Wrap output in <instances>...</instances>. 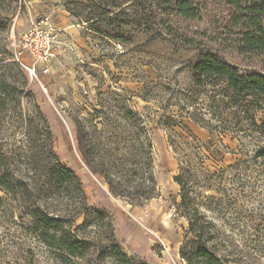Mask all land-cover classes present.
<instances>
[{
  "label": "rangeland",
  "instance_id": "1",
  "mask_svg": "<svg viewBox=\"0 0 264 264\" xmlns=\"http://www.w3.org/2000/svg\"><path fill=\"white\" fill-rule=\"evenodd\" d=\"M96 1L0 0V264H124L116 245L149 264H187L180 255L187 210L225 264H264L263 98L237 95L218 77L199 84L190 67L212 51L264 73L258 61L209 40L206 31H223L226 8L192 0L202 14L187 20L146 0L155 21L142 9L139 22L126 24V13L137 15L138 8L115 0L114 24H99L107 36L81 18ZM160 18L194 43L166 34ZM36 25L54 34L46 66L16 55V44ZM127 110L135 116L127 118ZM79 126L132 191L145 170V133L158 195L142 206L112 195L85 162ZM58 161L76 173L80 189L57 175ZM178 174L186 207L179 206ZM36 209L61 218V230L35 218ZM70 240L86 242L84 256L65 250Z\"/></svg>",
  "mask_w": 264,
  "mask_h": 264
},
{
  "label": "trees",
  "instance_id": "2",
  "mask_svg": "<svg viewBox=\"0 0 264 264\" xmlns=\"http://www.w3.org/2000/svg\"><path fill=\"white\" fill-rule=\"evenodd\" d=\"M103 1H105L104 4L102 3ZM212 1L226 8L227 19L223 25L222 32L206 31L209 40L220 44L234 56L242 60L258 61L264 68V0ZM145 2L146 0H132L133 5L138 8V14L130 16L126 13L127 19L124 21L126 24L139 22V15L142 9L149 22L155 21L156 17L154 15L148 16ZM154 2L158 8L165 6L164 10L183 19L196 20L201 18L202 11L192 0H154ZM117 7L115 0H98L95 5H86L85 9L88 13L84 17L80 16L84 22L90 25L91 29L110 36V33L103 30L99 24L102 21L114 24ZM158 22L162 25L166 34L179 38L186 44L194 43V39L180 32L164 18H160ZM190 67L194 79L199 84L205 78H222L237 95L254 94L262 97L264 101L263 72L243 69L240 65L227 62L219 54L212 51L201 52L198 58L190 64ZM134 116L135 113L132 110H127V118ZM78 130L79 147L86 164L94 174L104 178L110 187L112 195L123 197L131 204L140 206L158 195L157 180L152 171V144L145 133L139 139L140 156L143 159L145 170L140 181L135 186V191H132L131 187L124 186L122 181L111 172L107 161L103 157L95 154V147L91 140L86 138V133L83 128L79 126ZM259 152L261 156H264V148ZM57 164V175L65 181L74 182L80 189L81 186L76 173L68 169L60 161ZM174 180L183 188L182 202L179 206L186 207L189 204V195L183 177L181 174H178L175 175ZM195 212V217H197L199 212L198 210ZM185 214L189 217L190 226L180 247L181 258L187 264H225L224 260L209 247L207 239L205 238V227L203 224H199L198 219H195L190 211H185ZM33 216L50 228L56 230H61L60 228H62L61 218L52 217L40 209L34 210ZM64 248L70 255L74 256H84V252L88 250L86 242L82 240L64 241ZM114 249L124 264H149L143 259L131 257L124 253L119 245H116Z\"/></svg>",
  "mask_w": 264,
  "mask_h": 264
},
{
  "label": "built area",
  "instance_id": "3",
  "mask_svg": "<svg viewBox=\"0 0 264 264\" xmlns=\"http://www.w3.org/2000/svg\"><path fill=\"white\" fill-rule=\"evenodd\" d=\"M49 23V18H46V22ZM54 34L52 28L43 29L36 25L30 30L26 31L20 43L16 44V55L18 58L23 59L24 56H28L32 59L34 65L46 66L50 61L53 51L52 42ZM31 74L36 73V67H30L23 63ZM44 71L47 72L48 68L45 67Z\"/></svg>",
  "mask_w": 264,
  "mask_h": 264
},
{
  "label": "crops",
  "instance_id": "4",
  "mask_svg": "<svg viewBox=\"0 0 264 264\" xmlns=\"http://www.w3.org/2000/svg\"><path fill=\"white\" fill-rule=\"evenodd\" d=\"M53 12H54V11H53ZM53 19H54V18H52V20H53ZM59 22H60V21H59ZM64 23H65L64 21H61V22H60V25H64ZM69 25H70V24H68L67 26H69Z\"/></svg>",
  "mask_w": 264,
  "mask_h": 264
}]
</instances>
